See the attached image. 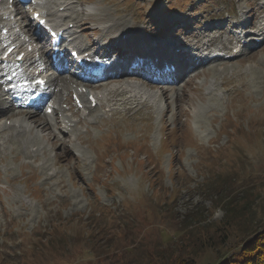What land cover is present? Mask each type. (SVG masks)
I'll list each match as a JSON object with an SVG mask.
<instances>
[{"label":"rangeland","instance_id":"rangeland-1","mask_svg":"<svg viewBox=\"0 0 264 264\" xmlns=\"http://www.w3.org/2000/svg\"><path fill=\"white\" fill-rule=\"evenodd\" d=\"M41 1L47 8L58 0ZM258 1L73 0L72 9L57 15L63 22L75 13L123 20L116 37L126 23L137 40L147 37L144 29L160 32L159 21L201 24V32L193 26L195 37L171 28L166 35L178 31L185 40L215 26L205 35L212 45L228 40L223 53L230 56L242 44L220 27L230 17H253V32L264 23V0ZM27 11L13 21L33 32ZM73 30L81 49L99 39ZM223 61L195 71V82L179 85L177 77V86L156 87L157 105L103 108L70 136L57 133V121L49 135L27 134L31 145L20 148L14 141L0 151V264H216L234 255L264 227V42ZM67 78L70 90L59 106L71 116L76 82ZM201 82L208 84L206 98ZM76 114L73 122L82 115ZM86 139L91 150L75 143ZM75 152L87 156L86 165H78Z\"/></svg>","mask_w":264,"mask_h":264},{"label":"bare ground","instance_id":"bare-ground-1","mask_svg":"<svg viewBox=\"0 0 264 264\" xmlns=\"http://www.w3.org/2000/svg\"><path fill=\"white\" fill-rule=\"evenodd\" d=\"M69 1H72V0H58V1L52 2L53 7L48 6L46 8V6H45L44 8H41L40 13L41 14L43 13L44 18H46V19H47V17L55 18V20L51 21L50 23L58 24V27H57L58 30L63 29L64 35H66V40H64L66 42V46H70L72 44V47L74 46V50L76 49L77 51H79L78 53L80 55L88 52L87 50H89V49L81 51V47L79 45L80 43H78L79 38L74 37V35L76 33L74 30L72 31L69 28H67V26L69 24H73L72 27L74 29L77 28L84 35L87 31H90L92 34H98L99 39H92L91 46L97 42L100 43V41L106 39L105 45L109 44L111 47H106L105 45H103L100 47L99 50H96V51L104 52L106 50L104 52L107 54V56H105L106 58H108L109 53H112V55L114 54V56L115 55L119 56L122 59V61L118 60V61H120L119 65L123 64L125 57L131 56L129 54V51H128V50H130V49H128L130 46H139L142 49V52L140 53V55L143 57L142 61H144V62L152 61L153 62V61H155V59L157 58V55H158V54L155 55L156 52H160L159 51L160 49H165L166 47H173L174 45L171 43L176 44L177 47L178 46H184L185 48H182V50H180L176 56H169V55L165 54V57H167L169 59H174V58L176 59L182 55L188 56V54H191L190 51L195 52L200 56H202V54H204L205 52H210L211 54L217 55V56H215V58H213V57L209 58V59L206 58V59H203L204 61L203 60L199 61V64H202V67H204L206 65L209 66V64H213V63H217V62L218 63L224 62L223 60H227L229 58H232V54H230V56H228L229 52L219 54V51H223V52L226 51V49H224L226 40L225 41L220 40V42H218L219 45L217 48H219V50L212 49V51H211L210 47H212V43L214 40L209 35H205V34H206V32L214 29L215 26L206 27L205 33H203L201 36H198L197 40H190L189 38L187 40H185V39H183L184 38L183 34H180L183 37L182 39L175 40L173 42H169L163 38L170 32V28H173L177 25L176 19H172L171 21H169L168 27H165V24L163 25V21H159L160 25L158 26L159 29L158 28L157 29L160 30V32L155 31L154 33H152L149 29H144L143 33H146L147 37L138 38V40L136 38H131L132 32H133V27H131L128 24L125 25L126 23H124V27L121 30L119 37H116L115 31L120 27L119 25L123 22V20L110 19L109 17L101 16L98 13H97L98 15L95 13L94 14L88 13L87 15H85L86 19L79 18L78 14L75 13V14L69 15V17H67V19L68 18L69 19L68 20L66 19L65 23H62L63 21L61 20V18L64 16L61 17L59 15L60 18H57L56 16H58L57 14L60 13L59 12L60 8L64 9L62 14L67 12L69 9H72V7H71L72 3H70ZM43 10H45L46 12ZM54 10H55V12H53ZM11 16H13V15H12L11 10L9 9V6H7V7L1 6L0 7V25H1L0 38H1V30L2 29L8 30L11 32V35L9 36V38L15 40L16 43L21 44V42L25 41L26 38H28V36L25 34L24 30L20 29L19 26L15 25V23H16L15 20L11 21ZM113 20H115V21H113ZM236 21H237V23L234 24L236 26H231L232 28H230V26L226 25V23H227L226 21L224 22L223 26L220 28L226 29L229 32H231L230 35L231 34L235 35V40L237 42H242L239 35L243 34V36H245L244 39H245L246 43L243 44V46H241V48L238 50V54H239V53H242L244 50H246L251 45H253V42H252L253 40H249V37H251V36L255 37L256 35H260V36H256V38L262 37V36H264V30L261 29L260 27H257L256 31L257 30L258 31L257 32L255 31L257 34L256 33L254 34V32L253 33H245V32H247L248 26L243 21H240L239 19H237ZM90 23L97 24L98 27L97 28H90L89 27ZM21 24H23V23H21ZM188 24L189 23H185L186 28H184V29L176 27V28H174V30L175 29L176 30L180 29V30H184V31L190 30L191 32H189V34H187L185 36L195 37L194 36L195 33H193L195 30L193 28H189V26H187ZM27 26H28V24L26 25V27ZM83 27H85V28H83ZM18 28H19V30L22 31L21 36L20 35L16 36V30L15 29H18ZM232 29H234L236 31L233 32V31H231ZM29 31H31V30H29ZM123 35H126L125 39H122ZM177 35H179L178 31L175 35L168 36V37L175 38V36H177ZM157 37L162 39V40H165V42L154 41L153 38H157ZM31 38L35 39L33 34L31 35ZM69 38H72L71 44L67 45V43H68L67 40ZM5 42H7V40H2L0 42V47ZM112 42H116L117 44L111 45ZM29 45H32V44H30V43L25 44L23 50L21 49V51L25 52V49L28 48ZM81 45L83 47V44H81ZM234 47H236V46H234ZM34 57H35V55L33 54V56L31 58L24 61V65L22 68L24 69L23 75L26 77L28 75H29L28 77H30V74L33 73V71H31L29 73L27 68H28V66L29 67L32 66V64L34 63ZM191 58L192 57H189V60ZM43 59H44V56H43ZM189 60H188V62H190ZM27 64H28V66H27ZM190 64H194V62H190L189 65ZM6 70L7 69H3L2 72L6 71ZM225 71L227 72L226 68H224L223 72H225ZM231 72H233V71H231ZM121 73H122V76H116V78L114 79V80H116L115 81L116 84H114V85L99 84L95 87L91 86V85L88 86V87L100 90L99 93H97L95 95V97L97 99L96 111H92V109L89 108L88 102L84 100L83 94H80L77 92L78 86L83 85V83H89V82L85 78L80 77V76L74 77L73 78L74 81H73V79H71L72 80L71 85H73V82H76L75 86H74L73 94L76 95L79 99H81L82 103H83L82 105H84L83 111L78 112V110H75L76 112H73L74 114H76L77 112L82 113V115L80 117H77L78 120L77 121L75 120L74 122L71 119L72 116L65 115L66 114V110H65L66 107L63 109L61 106H59L61 101L64 100L62 98L63 97L62 94L66 93L70 90V86L68 84L70 79L65 77V73H63V72H60L56 76H50L47 80L50 87L52 88L51 92H49L47 102L51 103L52 104L51 106L55 107V108H53L54 112L52 114V116L55 117V118H53V121L49 120V117L44 114L45 109H42L43 113H41V114L38 113L39 110L29 109L31 111H22L20 108L15 107L14 104H12L10 101L5 100V97H6L5 95H7V94L0 93V104L5 102V104L7 105L6 107L0 109V116H2V119L0 120V151L4 152L5 150H10L11 144L14 141L18 142L17 146L20 148L21 147H27V146L31 145L32 144V138H29L27 136V134L38 132V133L49 135V134H51L52 126H54L57 129V127H56L57 121L59 122V131L57 129V133L61 134L62 136L63 135L64 136H70L73 133V131H74L73 129L77 126V124H81L84 121H86V118H85L86 116L84 115L85 112H88V114L91 115L94 112H97L99 110L101 113V109H103V108H112L114 106H128V105L129 106H133V105L137 106V104H139V103H148L150 101L152 103V104H149L150 107H152L153 104L157 105V103H156L157 94L152 92V91H155V90H153V88H155L153 85H150L147 83H143L142 85H138L137 83H133L131 81L132 79L127 82V81H125L126 78H123L125 75L127 76V70L125 68H122ZM133 76H135V75H133ZM178 77L184 79V83L182 82L183 83L182 85H185L186 83L189 82V79H186L187 75H185V74H180ZM193 77L194 76H192V78ZM1 79H2V77L0 76V80ZM9 84H4V86H8ZM168 85H172V86L176 85L177 86L178 83H176L175 81H170ZM99 94H101V95L99 96ZM160 94L162 96H166L167 92L166 91L161 92L159 90V95ZM53 95H54V98H53ZM114 97H119L120 99L115 102V100L113 99ZM129 106L127 107L128 109H129ZM13 107H15V109H17L18 112H13L12 111ZM110 111H112V110H110ZM114 111H115V108L113 109V112ZM99 116L100 115H97V117H99ZM91 117H93V116L91 115ZM93 118H95V116ZM37 119L41 120V121H38ZM6 121H8L9 124H7ZM87 122H88V124H91V125L94 124V121H90V122L87 121ZM71 125H73V126L71 127ZM38 148L40 149V147H38ZM24 154L26 157H29L32 153L28 152L25 149Z\"/></svg>","mask_w":264,"mask_h":264},{"label":"trees","instance_id":"trees-1","mask_svg":"<svg viewBox=\"0 0 264 264\" xmlns=\"http://www.w3.org/2000/svg\"><path fill=\"white\" fill-rule=\"evenodd\" d=\"M216 264H264V227L242 241L234 255L222 256Z\"/></svg>","mask_w":264,"mask_h":264}]
</instances>
